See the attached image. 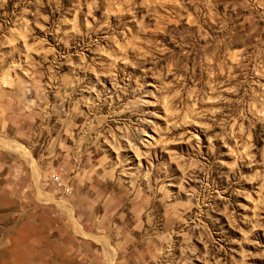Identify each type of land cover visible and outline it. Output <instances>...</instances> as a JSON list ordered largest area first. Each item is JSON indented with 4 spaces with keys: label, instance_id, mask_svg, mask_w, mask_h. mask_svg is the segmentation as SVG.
<instances>
[{
    "label": "rangeland",
    "instance_id": "374dc122",
    "mask_svg": "<svg viewBox=\"0 0 264 264\" xmlns=\"http://www.w3.org/2000/svg\"><path fill=\"white\" fill-rule=\"evenodd\" d=\"M0 264H264V0H0Z\"/></svg>",
    "mask_w": 264,
    "mask_h": 264
},
{
    "label": "built area",
    "instance_id": "2783aa9c",
    "mask_svg": "<svg viewBox=\"0 0 264 264\" xmlns=\"http://www.w3.org/2000/svg\"><path fill=\"white\" fill-rule=\"evenodd\" d=\"M50 177L56 183V186L59 187L63 192H71V187L69 185H64V183L61 181L60 174L56 170L52 172Z\"/></svg>",
    "mask_w": 264,
    "mask_h": 264
},
{
    "label": "bare ground",
    "instance_id": "6f19581e",
    "mask_svg": "<svg viewBox=\"0 0 264 264\" xmlns=\"http://www.w3.org/2000/svg\"><path fill=\"white\" fill-rule=\"evenodd\" d=\"M80 227L82 228L81 224H80ZM83 229V228H82Z\"/></svg>",
    "mask_w": 264,
    "mask_h": 264
}]
</instances>
